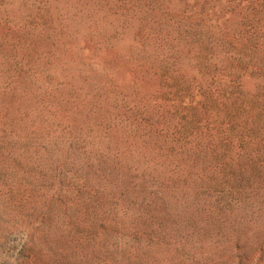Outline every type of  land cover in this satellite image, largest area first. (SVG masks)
Listing matches in <instances>:
<instances>
[{
	"label": "rangeland",
	"instance_id": "1",
	"mask_svg": "<svg viewBox=\"0 0 264 264\" xmlns=\"http://www.w3.org/2000/svg\"><path fill=\"white\" fill-rule=\"evenodd\" d=\"M0 264H264V0H0Z\"/></svg>",
	"mask_w": 264,
	"mask_h": 264
}]
</instances>
